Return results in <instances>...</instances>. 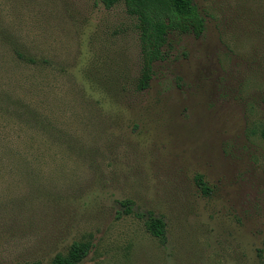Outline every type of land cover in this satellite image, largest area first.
I'll list each match as a JSON object with an SVG mask.
<instances>
[{
  "label": "rangeland",
  "instance_id": "374dc122",
  "mask_svg": "<svg viewBox=\"0 0 264 264\" xmlns=\"http://www.w3.org/2000/svg\"><path fill=\"white\" fill-rule=\"evenodd\" d=\"M193 1L141 91L123 2L0 0V264H264V0Z\"/></svg>",
  "mask_w": 264,
  "mask_h": 264
},
{
  "label": "trees",
  "instance_id": "16d2710c",
  "mask_svg": "<svg viewBox=\"0 0 264 264\" xmlns=\"http://www.w3.org/2000/svg\"><path fill=\"white\" fill-rule=\"evenodd\" d=\"M110 9L123 2L129 15L137 19L142 54V72L138 83L139 90L148 89L153 77V67L164 58V47L171 32L194 33L201 36L205 31V20L193 0H99ZM20 57H23L18 52ZM27 62L34 63V59ZM264 136V133H263ZM196 182L203 193L208 187L201 176ZM130 213L131 202L122 204ZM146 229L154 237L164 241L166 223L162 217L149 213ZM91 245L86 242L74 243L67 254H57L51 264H80L89 254Z\"/></svg>",
  "mask_w": 264,
  "mask_h": 264
}]
</instances>
